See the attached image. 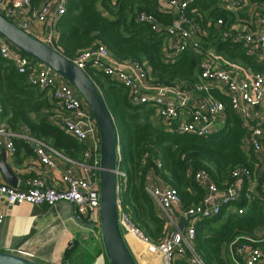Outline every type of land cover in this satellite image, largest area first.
<instances>
[{"label": "trees", "instance_id": "obj_1", "mask_svg": "<svg viewBox=\"0 0 264 264\" xmlns=\"http://www.w3.org/2000/svg\"><path fill=\"white\" fill-rule=\"evenodd\" d=\"M246 1V7L235 14L224 9L222 0H195L185 14L206 31L205 49H213L251 71L264 73V62L243 43L223 36L237 23H251L255 11L264 6V0ZM40 3L41 0H32V9H37ZM142 14L154 17L162 28L174 22L172 13L161 11L158 0H68L67 13L55 27L54 47L75 60L80 53L101 45L116 60L135 62L148 70V81L156 86L177 88L198 98L206 96L196 91L201 83L200 65L204 56L184 51L174 62H169L163 52L165 35L157 34L150 24L139 21ZM218 19L224 21L221 31L213 25ZM86 72L100 89L118 129L119 167L124 174L120 177L122 206L146 238L159 244L166 231L165 220L159 217L147 189L150 174L155 173L178 192L186 211L204 200L205 192L193 175L206 171L221 193L238 188L240 199L225 205L219 216L196 223L193 241L196 254L205 264H235V261L243 264L237 256V247L248 245L264 251V166L253 154L242 150L246 130L231 109L229 98L216 89L210 91L226 107V120L216 134L209 138L178 134L168 131L157 116L156 107L134 104L126 86L102 72L89 68ZM0 101V124L8 130L18 133L27 126L33 137L71 160L84 152V147L56 121L57 103L51 92L33 84L28 73H20L1 53ZM261 128L264 134V124ZM13 143L15 155L23 148L29 150L22 139L15 138ZM262 144L264 147V140ZM237 169H246L252 176L234 177ZM173 264L188 263L185 258L175 259Z\"/></svg>", "mask_w": 264, "mask_h": 264}, {"label": "built area", "instance_id": "obj_2", "mask_svg": "<svg viewBox=\"0 0 264 264\" xmlns=\"http://www.w3.org/2000/svg\"><path fill=\"white\" fill-rule=\"evenodd\" d=\"M158 1L163 12L177 14L178 18L174 24L162 28L154 17L147 14L140 15L138 20L150 24L157 34L165 35L163 52L169 62H174L184 51L204 56L200 65L201 83L197 85L196 91L206 93V96L198 98L177 88L156 86L148 81V70H144L135 62L116 60L111 52L101 45L80 53L72 61L85 71L89 68L102 72L126 86L134 104H149L156 107L157 116L167 126L168 131L178 134L209 138L221 129L222 123L226 120V107L210 92L211 89L218 90L221 95L229 98L231 109L239 116L242 127L246 130V136L241 144L242 150L247 154H253L259 164L264 166L262 144L264 134L261 128L264 124V112H258L259 108H264V74L252 72L230 62L213 49H205L206 31L194 20L188 19L185 14V10L195 0ZM222 1L224 8L234 13L247 5L246 0ZM67 9L68 0H41L35 10L32 9V0H0V13L37 38L40 32L36 31V27L48 24L56 26L59 19L66 15ZM249 24L237 23L230 32L223 33V36L243 43L251 53L264 62V12L255 11L253 21ZM213 25L216 30L221 31L224 21L218 19ZM54 40L55 33L51 32L50 38L43 42L54 47ZM0 53L5 60L12 62L20 73H28L33 84L51 92L60 109L56 114V121L68 135L84 147L83 160L81 162L71 160L78 171L65 173L60 179V186L49 185L41 178L30 180L25 190L0 184V197H5L8 205L12 207L32 204L53 208L61 202H66L72 206L77 222L100 228V133L91 108L67 80L45 65L32 62L1 35ZM1 111L0 101V114ZM21 130L22 132L18 133L12 132L0 124V140L6 141L7 151L14 155L16 148L13 139H22L35 147V153L42 164L53 168L55 165L47 154V145L33 137L29 127L24 126ZM119 159L121 161L120 150ZM157 166L159 169L162 168L159 162ZM122 176L124 174L120 171V177ZM233 176L250 178L252 174L246 169H237ZM193 177L205 192V196L199 205L185 211L178 192L155 173L150 174L147 189L159 217L165 220V237L159 244L146 238L123 208L121 185L119 220L128 242L131 238L141 244L140 250L144 249L147 255L161 257L166 264H173L175 259L185 258L188 264H205L193 246L196 223L202 219L219 216L225 205L240 199V191L238 188H231L226 193H221L206 171H199ZM182 218L186 219L183 232L179 229ZM84 230L90 237L100 240L98 232L87 228ZM134 253L136 255L135 251ZM19 255L30 259L34 257L33 254L24 252ZM237 256L241 258L243 264H264V251L248 245L237 247ZM138 262L141 264L139 260Z\"/></svg>", "mask_w": 264, "mask_h": 264}, {"label": "crops", "instance_id": "obj_3", "mask_svg": "<svg viewBox=\"0 0 264 264\" xmlns=\"http://www.w3.org/2000/svg\"><path fill=\"white\" fill-rule=\"evenodd\" d=\"M257 10L264 12V6ZM173 17L174 22L172 24L175 23L178 16L173 14ZM55 27L51 24L36 27V31L40 32L38 38L46 41L47 38H50V33L54 32L56 40ZM239 65L246 68L241 64ZM59 110L58 105H56L54 113L57 114ZM262 111L264 112V108L258 109L259 113ZM223 125L224 123L221 127ZM19 132H22V130ZM44 143L48 147V156L54 162L55 166L53 168H49L40 162L34 146L28 144L29 150L23 148L19 155H12L6 149V141L0 140V161L2 160V150L5 149L6 164L12 169L18 180V185L14 188L25 190L28 187V182L34 178L44 179L47 184L52 186H60V179L65 173L68 171L76 173L78 171L76 165L64 153L58 152L46 142ZM75 160L81 162L83 153ZM255 183L254 180V187L257 186ZM0 184L13 187L1 171ZM0 218L1 252L16 255L23 252L30 253L34 255L32 259L40 264H63L66 262L68 264H106L100 240L90 237L86 233L84 227L75 220L72 206L66 202H61L53 208L32 204L12 207L8 205L5 197H0ZM134 243L136 242L134 241ZM134 243H130V245L137 252L136 250L140 249L141 245H135ZM141 251L143 253V250ZM151 262L154 264V261L150 259Z\"/></svg>", "mask_w": 264, "mask_h": 264}, {"label": "water", "instance_id": "obj_4", "mask_svg": "<svg viewBox=\"0 0 264 264\" xmlns=\"http://www.w3.org/2000/svg\"><path fill=\"white\" fill-rule=\"evenodd\" d=\"M0 35L32 60L45 65L67 80L88 103L100 133V228L79 224L99 233L106 264H139L119 220L121 189L119 133L114 117L100 89L87 72L79 68L72 60L65 57L55 47L23 30L1 13ZM0 171L13 187H17V177L6 164L5 149L2 150ZM185 226L186 219L182 218L179 223L180 231L183 232ZM0 264L40 263L21 255L0 251Z\"/></svg>", "mask_w": 264, "mask_h": 264}, {"label": "rangeland", "instance_id": "obj_5", "mask_svg": "<svg viewBox=\"0 0 264 264\" xmlns=\"http://www.w3.org/2000/svg\"><path fill=\"white\" fill-rule=\"evenodd\" d=\"M260 73H262V72H260ZM255 184H257V183H255ZM129 241H130V243H134V241L131 238H129ZM134 244L135 245H141L137 242ZM185 250H186V252H188L187 249H185ZM143 251H144V249H143ZM136 254H137L138 260L140 261L141 264H153L152 262L150 263V259L152 261H154V264H166L165 261L163 259H161V257H159V256L154 257V255H152V256L148 255V258H149L148 259L147 253H145V251L142 253V251L140 249H137Z\"/></svg>", "mask_w": 264, "mask_h": 264}]
</instances>
